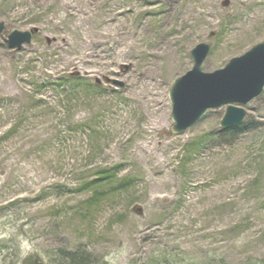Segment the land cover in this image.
Listing matches in <instances>:
<instances>
[{
	"label": "rangeland",
	"instance_id": "1",
	"mask_svg": "<svg viewBox=\"0 0 264 264\" xmlns=\"http://www.w3.org/2000/svg\"><path fill=\"white\" fill-rule=\"evenodd\" d=\"M2 1L0 264H264V87L226 128L170 133L168 98L197 43L213 71L264 40V0Z\"/></svg>",
	"mask_w": 264,
	"mask_h": 264
},
{
	"label": "water",
	"instance_id": "2",
	"mask_svg": "<svg viewBox=\"0 0 264 264\" xmlns=\"http://www.w3.org/2000/svg\"><path fill=\"white\" fill-rule=\"evenodd\" d=\"M4 23L0 21V32ZM35 29H13L4 39L9 48L20 49L31 41ZM210 49L200 42L191 50L192 67L174 77L168 97L172 123L169 131L180 133L203 116L208 108L225 105L220 120L223 127L240 124L246 115L242 105L258 96L264 87V40L254 43L242 54L231 57L223 67L203 71L202 64ZM126 67V65H124ZM111 83L122 87L124 82L112 78Z\"/></svg>",
	"mask_w": 264,
	"mask_h": 264
},
{
	"label": "trees",
	"instance_id": "3",
	"mask_svg": "<svg viewBox=\"0 0 264 264\" xmlns=\"http://www.w3.org/2000/svg\"><path fill=\"white\" fill-rule=\"evenodd\" d=\"M2 3H7L6 2V0H4V1H2ZM8 3H10V2H8ZM22 9H25V8H23L22 7ZM106 177L107 176H101L100 178H99V180L98 181H101V180H104V179H106ZM76 255V253H73V254H71V255H69L68 256V260H69V263L70 264H83V263H79V262H77L78 261V259H80V257L79 256H75ZM67 259V258H66ZM30 257H27L25 260H24V263L25 264H29L30 263ZM82 262V261H81Z\"/></svg>",
	"mask_w": 264,
	"mask_h": 264
}]
</instances>
